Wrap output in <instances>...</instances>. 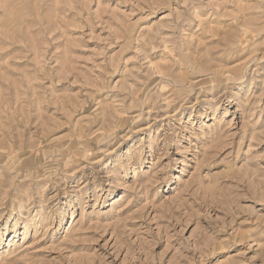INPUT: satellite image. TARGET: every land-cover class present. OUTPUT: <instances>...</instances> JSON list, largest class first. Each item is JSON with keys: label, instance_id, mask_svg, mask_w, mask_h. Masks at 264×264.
Here are the masks:
<instances>
[{"label": "rangeland", "instance_id": "rangeland-1", "mask_svg": "<svg viewBox=\"0 0 264 264\" xmlns=\"http://www.w3.org/2000/svg\"><path fill=\"white\" fill-rule=\"evenodd\" d=\"M0 264H264V0H0Z\"/></svg>", "mask_w": 264, "mask_h": 264}]
</instances>
